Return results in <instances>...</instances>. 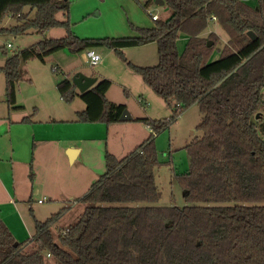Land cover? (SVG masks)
Instances as JSON below:
<instances>
[{
	"label": "trees",
	"instance_id": "obj_1",
	"mask_svg": "<svg viewBox=\"0 0 264 264\" xmlns=\"http://www.w3.org/2000/svg\"><path fill=\"white\" fill-rule=\"evenodd\" d=\"M162 1L170 16L153 20L149 28L131 25L132 37L81 39L71 30L68 0H0V34L65 30L61 38L39 40L5 59L0 71L9 110L22 108L15 97L22 64L33 58L44 61L60 50L78 53L96 47L112 50L170 110L167 118L134 119L149 134L123 158L105 152L104 174L80 198L82 214L58 241L50 228L62 211L34 220L31 238L16 246L0 220V264H264V0ZM59 11H65L64 21L56 19ZM8 18L15 23L1 26ZM213 21L228 37L221 49L214 32L204 35ZM180 34L187 39L179 52ZM149 43L157 47L154 66L134 65L122 52ZM215 50L218 58L210 61ZM110 85L96 80L79 93L65 78L57 91L65 104L77 97L85 104L75 113L77 123L109 126L121 122L126 109L107 98ZM194 104L202 137L184 147L189 169L174 172L186 205H132L159 200L154 171L163 163L155 138ZM33 117L21 123H31ZM28 244L33 250L24 252Z\"/></svg>",
	"mask_w": 264,
	"mask_h": 264
},
{
	"label": "rangeland",
	"instance_id": "obj_2",
	"mask_svg": "<svg viewBox=\"0 0 264 264\" xmlns=\"http://www.w3.org/2000/svg\"><path fill=\"white\" fill-rule=\"evenodd\" d=\"M68 1L71 30L81 39L132 37L136 33L131 25L149 28L154 24L150 15H156L162 21L170 16L167 8L163 10V7L156 5L154 1L147 6L145 5L147 0ZM248 3L254 2L248 1ZM28 17L32 18L33 13H29ZM56 19L64 21L65 11H59ZM14 23L8 18L1 26L7 27ZM208 31L214 32L219 37L217 49H221L228 40L225 31L217 21L211 22L206 32ZM63 36L65 30L62 28H51L40 34L35 32L24 35L0 34V67L8 56L18 50L42 39H58ZM186 39L187 36L184 34L178 36L176 46L179 52L183 50ZM94 50L101 58L100 64L95 66L85 62L83 51L71 53L66 49L45 57L44 61L33 58L22 64V80L15 88L16 105L22 108L17 110H9L5 102V78L0 71V156H4L2 159L5 163L4 174L10 176L12 162L8 156L12 148H16L14 160H18V163L23 160L31 162V169L28 164L29 174L35 173L41 190L48 191L40 193L32 201H28L29 198L26 197L15 210L16 215L20 220L22 219V227L18 224V230L22 234L21 241L30 239L34 230V220L44 221L62 211L50 228L53 239L55 242L58 241L60 233L75 224L82 214L85 204L79 201L80 198L88 191L91 184L104 174L105 152L113 154L118 159L123 158L143 141L144 131L149 134V129L134 119L147 116L149 119L158 120L170 115V110L164 101L157 97L142 82L140 76L112 50L106 47H96ZM122 52L129 62L137 66H154L158 61L155 43L125 48ZM217 58L218 51L215 50L210 61ZM78 73L96 78L97 82L102 79L110 81L107 98L113 103L124 104L132 121L109 126L77 123L75 113L83 110L85 104L78 97L71 104H65L59 97L57 84L65 78L72 80ZM32 113H34L35 127L31 130L34 134L36 132L35 141L27 140L23 147L19 138L24 135L23 132L27 128L25 125L12 123ZM261 114L264 118V111ZM52 117L56 122H50L49 118ZM60 118H64L63 121L60 122ZM200 121L201 114L194 104L181 113L169 130L155 138L158 159L163 163L154 171L155 183L161 196L156 203L132 205L158 207L186 205L182 190L174 180V172L183 173L189 169V157L184 147L193 139L202 137V132L196 128ZM258 132L263 136L260 130ZM43 138L48 142L43 144ZM32 143L39 147L37 157H32L33 161L31 158L28 159L29 148L31 153L34 152ZM69 144L74 146V149L82 150L75 160H70L66 150L60 155L59 147ZM43 147L47 149L40 152ZM23 149H25L24 159L21 156ZM17 167L20 169L21 166ZM23 169L24 173L23 171L22 173L25 174L27 172L25 165ZM28 177L25 185L29 187ZM38 199H41V204L38 203ZM0 210L4 216L9 209ZM12 217L15 220L16 216ZM25 225L28 228L27 235L24 231ZM11 226L13 227L12 223ZM32 250L31 244L23 248L24 252ZM47 261L51 263V260Z\"/></svg>",
	"mask_w": 264,
	"mask_h": 264
},
{
	"label": "crops",
	"instance_id": "obj_3",
	"mask_svg": "<svg viewBox=\"0 0 264 264\" xmlns=\"http://www.w3.org/2000/svg\"><path fill=\"white\" fill-rule=\"evenodd\" d=\"M162 7H163V10H166V7L164 5ZM208 32L204 33V35H206ZM263 97H264V94H263ZM52 115H54V114L52 113ZM63 115H66V113H63ZM55 116H56V114H55ZM261 116H262V114H261ZM145 118H147V116ZM49 119H50L51 123L56 122V120H54L53 117L49 118ZM62 119H64V118H60L59 121L60 122L63 121ZM21 120H16L12 124L13 125H25V127L27 128L23 132L24 135H22L19 138V141L22 142L23 147H25V145H24L25 141H27V140H31L32 142L35 141L36 132L34 134L33 131L31 130V128L35 127V123H34L35 121H33V119H32L31 123L25 124V123H21ZM131 121L132 120L125 121V122H131ZM120 123H124V122H119L118 124H120ZM143 133H145V137L143 138V140H144L147 137L148 134H147V131H144ZM45 142H48V140L43 138L42 143L45 144ZM32 145H33V148H34V152L31 153V148H29V150H28V159L31 158L32 161H33L34 160L33 158L37 157L36 153L38 152V148L39 147L35 143H32ZM33 148H32V150H33ZM59 148L61 150L60 155L62 153H64V151L66 150L67 153L69 154V158H70V155H72V158H71L72 160L73 159L74 160L77 159L79 157L81 151H82L80 148L78 150L74 149V146H71L70 144L67 145V146H61ZM46 149L47 148L43 147L40 150V152L44 151ZM15 151H16V148L15 149L12 148L11 153L8 156L10 158L9 160L12 162L11 163V170H9L10 171V173H9L10 176H6L4 174L5 173L4 172V169H5V165L4 164L5 163L2 160L4 156H0V209H3V208L6 209V210L9 209L7 211L8 213L6 212L7 214H5L4 216L2 215V212H0V215H2V217H0V220L3 221L6 224V226L10 230V232H11L13 238L15 239V241L17 243H19V242H22L20 240L21 239L20 237H21L22 234L18 230L19 229L18 228V224H19V226L21 225V223H22L21 220L22 219L20 220V217L16 215L15 210H17L18 205L22 204V202L25 200L26 197L30 198L31 201H32V199H35L38 195H40V193H46L48 191H45V190L42 191L41 190L40 184H38L37 177H36L35 173L32 172L31 174H29V165H30V169H31V162L29 163L28 160H27V162L25 160H23L20 163H18V160H14ZM24 151H25V149H23V152L21 154L23 159L25 157ZM18 165L21 166L20 169H18V167H17ZM24 165H25V168H26V171H27L25 174H23L24 173V169H23ZM22 171H23V173H22ZM27 177L29 178V187H28V185L27 186L25 185V181L27 180ZM38 200H41V199H38ZM41 203H39V204H41ZM12 216H16L15 220H14V218ZM11 223H12V225H13L15 230H13V227L11 226ZM21 227H22V225H21ZM27 230H28V228L25 225L24 226V231L26 232V235L28 234ZM32 234L30 235L29 238H31Z\"/></svg>",
	"mask_w": 264,
	"mask_h": 264
},
{
	"label": "water",
	"instance_id": "obj_4",
	"mask_svg": "<svg viewBox=\"0 0 264 264\" xmlns=\"http://www.w3.org/2000/svg\"><path fill=\"white\" fill-rule=\"evenodd\" d=\"M154 3L156 5L159 6H163L164 2L162 0H154ZM247 35L254 40L255 39V35L252 32H247ZM211 43H208V45H210ZM96 82V78L93 77H87L85 75L82 74H76L73 76L71 83L72 85L78 90L79 93H83L86 90H88L91 86L94 85V83ZM119 120L121 122H125V121H130L132 120L131 116L129 115V113L126 111V109L122 112V114L120 115ZM72 158V155H70V159ZM17 245V242L14 243V246Z\"/></svg>",
	"mask_w": 264,
	"mask_h": 264
},
{
	"label": "built area",
	"instance_id": "obj_5",
	"mask_svg": "<svg viewBox=\"0 0 264 264\" xmlns=\"http://www.w3.org/2000/svg\"><path fill=\"white\" fill-rule=\"evenodd\" d=\"M245 1H253V0H245ZM152 20H157L158 18L156 15H150ZM214 20V19H213ZM9 47V45H7ZM83 57L85 62H87L91 66H95L100 64L101 58L100 56L96 53L94 49H86L83 51ZM41 200H38V203H41Z\"/></svg>",
	"mask_w": 264,
	"mask_h": 264
}]
</instances>
